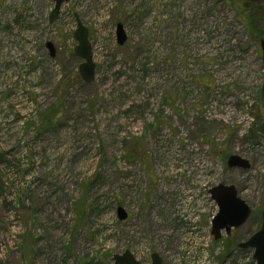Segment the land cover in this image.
Returning <instances> with one entry per match:
<instances>
[{"label":"rangeland","instance_id":"rangeland-1","mask_svg":"<svg viewBox=\"0 0 264 264\" xmlns=\"http://www.w3.org/2000/svg\"><path fill=\"white\" fill-rule=\"evenodd\" d=\"M228 1L69 0L50 24L53 0H0V264H114L126 251L256 264L237 246L264 211V17L249 28ZM232 155L251 169H229ZM220 184L253 214L216 241Z\"/></svg>","mask_w":264,"mask_h":264},{"label":"water","instance_id":"water-1","mask_svg":"<svg viewBox=\"0 0 264 264\" xmlns=\"http://www.w3.org/2000/svg\"><path fill=\"white\" fill-rule=\"evenodd\" d=\"M69 0H53L54 8L50 13V24L59 17L60 11L65 3ZM77 28L74 32V39L77 42L74 53L82 60V64L79 66V73L82 80L86 84H92L96 79L97 66L93 60L92 45L90 42L89 30L82 23L78 15L75 14ZM128 37L125 32L124 25L122 23L117 24V42L118 45L123 47L127 43ZM260 47L262 50V58L264 62V41H261ZM46 49L49 51V55L52 59L57 56L56 48L50 41L46 43ZM229 169H251V164L248 160L241 158L238 155H232L227 160ZM210 195L213 201L218 206V214L212 221V235L215 240H220L223 235L229 236L232 230H238L242 228L252 215V208L239 196V192L234 185L220 184L210 190ZM117 215L119 220L125 221L129 215L124 208L119 207L117 209ZM241 250H254L253 259L256 264H264V211L261 214V226L260 229L253 234L249 240L238 246ZM114 264H142L136 259V257L130 252L126 251L122 255H115L113 257ZM151 264H162V259L158 254L151 256Z\"/></svg>","mask_w":264,"mask_h":264},{"label":"trees","instance_id":"trees-1","mask_svg":"<svg viewBox=\"0 0 264 264\" xmlns=\"http://www.w3.org/2000/svg\"><path fill=\"white\" fill-rule=\"evenodd\" d=\"M228 2L231 5V7L236 10L238 18L242 22L244 23L246 22L249 28L252 27L253 29H256L257 24L260 22L261 17H264V7H262L261 9L259 8L261 6L256 5L255 3L246 0H229ZM261 38L263 39V37ZM78 212L82 214V212L80 211ZM217 245L220 246L219 242H217ZM230 247L233 248L234 246L231 245Z\"/></svg>","mask_w":264,"mask_h":264},{"label":"flooded vegetation","instance_id":"flooded-vegetation-1","mask_svg":"<svg viewBox=\"0 0 264 264\" xmlns=\"http://www.w3.org/2000/svg\"><path fill=\"white\" fill-rule=\"evenodd\" d=\"M246 1H249V2H252V3H255L256 5H259V6H261V7H259V8H261L262 9V7H264V0H246ZM251 217H252V215H251ZM250 217V218H251ZM250 220V219H249ZM248 220V221H249ZM247 224V223H246ZM232 234V233H231ZM230 234V235H231ZM236 247V246H235Z\"/></svg>","mask_w":264,"mask_h":264}]
</instances>
